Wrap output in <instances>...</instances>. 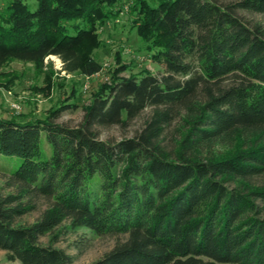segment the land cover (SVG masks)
<instances>
[{
    "label": "trees",
    "instance_id": "obj_1",
    "mask_svg": "<svg viewBox=\"0 0 264 264\" xmlns=\"http://www.w3.org/2000/svg\"><path fill=\"white\" fill-rule=\"evenodd\" d=\"M36 3L0 0V67L56 55L68 73L101 72L98 27L126 2ZM128 7L159 74L117 68L76 126L0 117V154L22 158L2 166L0 249L20 264H74L56 243L63 228L86 227L119 239L84 264H264V24L240 14L264 15V0ZM147 110L134 135L99 137Z\"/></svg>",
    "mask_w": 264,
    "mask_h": 264
},
{
    "label": "rangeland",
    "instance_id": "obj_2",
    "mask_svg": "<svg viewBox=\"0 0 264 264\" xmlns=\"http://www.w3.org/2000/svg\"><path fill=\"white\" fill-rule=\"evenodd\" d=\"M5 1L2 0L3 3ZM25 1L32 9L36 8V0ZM124 1L126 3L120 14L109 18L97 30L99 45L92 49L91 55L102 64L101 72L92 76L80 71L68 73L63 69L62 59L56 55L47 57L43 65L11 59L0 67V117L20 122L53 119L76 126L83 122L85 107L90 105L94 94L102 85L111 83L117 68L125 66L126 69L120 72L121 76L139 75L145 71L159 74L162 66L153 59V52L157 49H152L153 46L141 39L136 15L128 10V2L132 0ZM148 1L157 5L159 0ZM216 1L224 4L234 0ZM240 14L245 20L264 24L263 14L248 11H241ZM149 112L147 110L128 126L101 127L98 129L99 137L105 141H115L132 136L142 127ZM42 145L49 149L44 138ZM21 162L19 156L0 154V185L4 184L2 166L14 170ZM9 191V188L3 189L4 193ZM45 207L46 203L41 199L38 208L25 215L22 222L35 221ZM118 239L113 235H98L86 227H79L75 231L63 228L56 246L74 254V264H84L102 257ZM49 240V237H43L42 243L47 244ZM0 264L20 262L8 261L6 251L0 249Z\"/></svg>",
    "mask_w": 264,
    "mask_h": 264
}]
</instances>
